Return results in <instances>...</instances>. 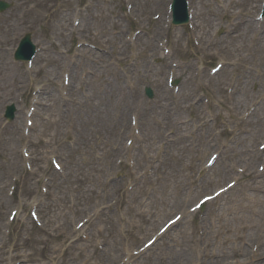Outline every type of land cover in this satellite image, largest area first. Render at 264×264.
Instances as JSON below:
<instances>
[{"label":"rangeland","instance_id":"obj_1","mask_svg":"<svg viewBox=\"0 0 264 264\" xmlns=\"http://www.w3.org/2000/svg\"><path fill=\"white\" fill-rule=\"evenodd\" d=\"M5 1L13 8L0 14V264H193L208 240L209 253L215 251L210 232L218 217H230L240 204V216H258L248 206L264 210L244 200H264V110L258 123V110L242 121L264 93V55L257 51L264 29L260 40L239 38L264 2L255 9L235 6L237 0H190L193 32L169 25L170 0ZM27 33L39 48L30 65L13 60ZM79 51L91 60L75 57ZM174 65L182 78L169 73ZM75 78L82 86L73 92ZM170 78L179 82L172 90ZM11 105L9 122L4 112ZM27 119L34 122L29 132ZM124 125L129 135L119 133ZM218 150L212 172L229 171L222 180L202 172ZM256 150L258 160L247 156ZM53 159L62 171L53 169ZM238 176L222 198L191 212ZM177 214L183 218L172 231L129 262ZM181 234L186 253L179 247L174 253Z\"/></svg>","mask_w":264,"mask_h":264},{"label":"bare ground","instance_id":"obj_2","mask_svg":"<svg viewBox=\"0 0 264 264\" xmlns=\"http://www.w3.org/2000/svg\"><path fill=\"white\" fill-rule=\"evenodd\" d=\"M261 0H237L233 2L236 5H247L250 8H258L259 9V4ZM254 6V7H253ZM223 8V7H222ZM227 9V7H225ZM224 8V9H225ZM223 14L222 12H214V15L217 17H222ZM197 13L195 12L194 18H196ZM245 27L243 28L242 35L239 37L241 40L244 38L247 39L248 37H252L254 35V32L256 31V23L254 20H247L244 23ZM198 28V27H197ZM220 28V27H219ZM254 29V32L252 31ZM251 32V35L249 36V33ZM203 35H206V31L204 32ZM177 40L180 37H175ZM251 42V40H250ZM152 47V51H155V49ZM244 49L243 43L239 44L236 46V50L241 51ZM258 52H262V55H264V37H262L261 44L257 48ZM257 53L256 51H253ZM93 55H90V52H82L80 55V58L84 59L85 61L90 60ZM164 63L166 64V61L168 59L163 58L162 59ZM81 65H86L84 61L80 62ZM264 66V65H263ZM184 72V71H183ZM182 70L177 71L176 78L180 79L183 76ZM76 77V76H75ZM78 83V84H77ZM189 79H184L183 80V85L187 89V92L183 94L182 99L183 100H190L188 99L190 97V86L188 85ZM77 84V85H76ZM78 86H82L78 81H76L75 78V83L72 91L74 92L75 88H78ZM163 88V86H162ZM3 90V87H2ZM96 93H94L95 95ZM162 94L165 96L167 92L162 89ZM161 94V95H162ZM93 95V96H94ZM187 95V97H186ZM236 105H240V103H236ZM264 105V104H263ZM159 108H161V105L159 104ZM238 107H236L237 110ZM164 109V108H163ZM184 109H188L185 107ZM258 112H256L257 116L255 119L257 120L256 123H258V120L260 119V113L264 110V106H259L258 107ZM262 114V113H261ZM167 124V123H166ZM260 130L262 129V124H259ZM262 132V131H261ZM120 134H130L127 131L126 126L124 125L120 129ZM249 135L251 138L255 135V132L251 129L249 131ZM120 150V148H118ZM124 149L121 151L123 153ZM228 152H226V157H228ZM247 156L252 158L253 160H258L260 157L259 153H247ZM225 169L219 168L217 171H210L211 175H215L219 179L222 180V178H226L229 176V171L225 172ZM224 172V173H223ZM257 182V180L255 181ZM261 188V187H260ZM244 200H247L250 203H253L256 206H264V200H259L256 199L255 197H252L250 195H245ZM182 202V199L180 200ZM179 205V204H178ZM184 205V204H181ZM243 208L242 204L240 205H235L233 206L232 210L230 211V217L227 216L225 218L218 217L217 220V228L214 229L215 227L211 228V238L213 240L212 246L215 245L216 248H214L215 251L213 253H209V245L211 243L210 240L206 242L207 246L205 247L204 251L201 254V258L197 261L195 264H206V260L209 261L208 264H222L224 259H229L233 258L235 264H255L259 262L260 260L264 259V210H259L256 213L255 207L253 208L252 206H248L247 209L251 212L252 215H258V216H240L239 211ZM187 219H189L191 216H185ZM257 217L258 220H254V218ZM152 227L154 226L153 224L151 225ZM257 229L256 232L253 231L254 229ZM245 230L249 231L247 235H242V233L245 232ZM253 231V232H250ZM257 241V242H255ZM185 242V236L181 234L177 238V240L174 241L173 245L170 247V250L172 249V252L175 253V250L179 247L180 251L182 254L186 253V249L184 248ZM252 243H255L256 249L254 246H251ZM257 243V244H256ZM254 245V244H253ZM253 250L249 251L248 248ZM175 256V255H174ZM163 257V256H162ZM200 257V256H199ZM176 259V258H175ZM205 259V261H204ZM160 260V259H159ZM177 260V259H176ZM182 260H180L181 262ZM176 261L175 263H177ZM155 264V263H154ZM258 264H264V262L258 263Z\"/></svg>","mask_w":264,"mask_h":264},{"label":"water","instance_id":"obj_3","mask_svg":"<svg viewBox=\"0 0 264 264\" xmlns=\"http://www.w3.org/2000/svg\"><path fill=\"white\" fill-rule=\"evenodd\" d=\"M6 8H8V5H6L5 3H0V11L4 10ZM26 42H29L28 37L24 40V42L22 44L24 45Z\"/></svg>","mask_w":264,"mask_h":264}]
</instances>
